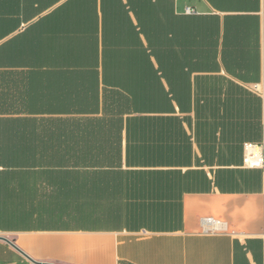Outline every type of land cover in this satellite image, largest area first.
Instances as JSON below:
<instances>
[{
    "label": "crops",
    "instance_id": "obj_1",
    "mask_svg": "<svg viewBox=\"0 0 264 264\" xmlns=\"http://www.w3.org/2000/svg\"><path fill=\"white\" fill-rule=\"evenodd\" d=\"M172 4L173 28L193 64L187 98L178 94L181 104L173 99L169 113L112 120L120 127L112 136V167L61 171L78 176L80 192L63 205L84 209L55 227L22 230L20 119L27 118L29 142L48 141L53 126L82 116L67 113L69 94L83 92L89 83L80 80L89 77L97 78L102 115V71L63 69L92 37L101 62V6L100 0H0V237L36 262L0 241V264H264V169L243 166L245 144L262 145L264 153V0ZM130 117H164L160 125L171 128V140L160 142L157 154L139 156L127 125L147 123ZM204 218L223 228L202 233Z\"/></svg>",
    "mask_w": 264,
    "mask_h": 264
},
{
    "label": "trees",
    "instance_id": "obj_2",
    "mask_svg": "<svg viewBox=\"0 0 264 264\" xmlns=\"http://www.w3.org/2000/svg\"><path fill=\"white\" fill-rule=\"evenodd\" d=\"M100 6L101 62H98L97 43L92 37L91 41H86L84 51H79L78 61L70 59L63 64V69L86 74L102 71L106 88L102 115L97 116V78L89 77L80 80L89 83L83 92L69 94L71 102L67 113L82 116L66 118L69 126H53L48 141L29 142L27 118L20 119L22 230L38 221H61L84 209L63 205V198H76L80 192L75 187L78 176L61 171L68 167H112V136L120 129L112 127V120L120 121L123 114L130 112L169 113L173 99L181 104L178 94L187 98L183 97L188 92L187 72L193 64L188 61V45L173 28L172 0H125V3L123 0H100ZM129 12L133 13L137 27L132 25ZM92 21L96 23V16ZM140 34L145 38L146 47L141 43ZM161 79L166 81L168 92H164ZM128 120L147 123L145 127L127 125V136L139 143L133 149L139 156L141 151L157 154L161 150L159 143L167 138L171 140V128L160 125L166 123L164 117H130ZM71 121H77V125H71L76 124ZM60 122L56 119V124ZM78 152H86L91 157L71 159L70 156ZM149 162L156 164L158 161L149 159ZM47 187L53 189L48 195L43 191ZM45 197L47 201L43 200ZM145 225L162 226L155 222Z\"/></svg>",
    "mask_w": 264,
    "mask_h": 264
},
{
    "label": "built area",
    "instance_id": "obj_3",
    "mask_svg": "<svg viewBox=\"0 0 264 264\" xmlns=\"http://www.w3.org/2000/svg\"><path fill=\"white\" fill-rule=\"evenodd\" d=\"M245 155L243 158V166L248 169H264V153L262 145L258 144H245ZM202 230L204 234H211L219 232L223 228V225L214 221L211 218H204L201 220Z\"/></svg>",
    "mask_w": 264,
    "mask_h": 264
},
{
    "label": "water",
    "instance_id": "obj_4",
    "mask_svg": "<svg viewBox=\"0 0 264 264\" xmlns=\"http://www.w3.org/2000/svg\"><path fill=\"white\" fill-rule=\"evenodd\" d=\"M0 241L6 243L7 245H9L12 249H14L16 252H18L21 256H23L28 261H30L32 263H36L34 260H32L30 257H28L23 251H21L13 242L8 240L7 238L0 237Z\"/></svg>",
    "mask_w": 264,
    "mask_h": 264
},
{
    "label": "rangeland",
    "instance_id": "obj_5",
    "mask_svg": "<svg viewBox=\"0 0 264 264\" xmlns=\"http://www.w3.org/2000/svg\"><path fill=\"white\" fill-rule=\"evenodd\" d=\"M26 225L29 226L30 224L27 223ZM34 225L37 227H55L57 224L55 221H38L35 222Z\"/></svg>",
    "mask_w": 264,
    "mask_h": 264
}]
</instances>
